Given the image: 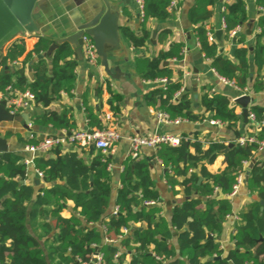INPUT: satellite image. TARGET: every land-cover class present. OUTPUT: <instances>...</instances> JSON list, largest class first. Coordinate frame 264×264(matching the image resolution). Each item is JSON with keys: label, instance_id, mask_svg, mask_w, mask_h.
<instances>
[{"label": "trees", "instance_id": "trees-1", "mask_svg": "<svg viewBox=\"0 0 264 264\" xmlns=\"http://www.w3.org/2000/svg\"><path fill=\"white\" fill-rule=\"evenodd\" d=\"M144 17L142 33L137 34L130 28L123 32L137 47L146 45L150 31L147 23L152 20H166L172 12L169 0H143ZM217 0H196L189 11L195 36L200 50L211 61L212 68L221 78L234 82L240 90H246L252 81L253 90H264V76L251 78L252 64L264 69V15L260 16V32L257 34L254 53L251 56L249 47H237L233 56H226L224 48L209 38L205 22L211 15L209 4ZM264 7V0H257ZM223 17L226 23L224 39L236 44L243 43L245 36H233L232 32L246 19L243 0H226ZM171 30L161 29L158 42L164 43ZM52 40L46 37L36 39L34 48L23 61L20 58L26 51L23 40L10 44L4 58L17 66L14 72L0 71V91L14 95V90L31 91L37 105L49 106L61 96V91L70 92L74 86L78 61L73 57L74 50L69 43L62 44L52 58L53 70L49 74L47 61L43 53L49 48ZM183 42L161 49L154 57H137L138 70L142 78L157 80L167 78L166 85L152 90L148 99L160 111L169 113L173 119L202 121L212 113L216 121L237 128L240 116L231 104V97L221 93L213 96L206 92L201 98L203 112L193 109L191 92L186 90L178 96L183 84L175 79V69L171 64L173 58L183 56ZM43 52V53H42ZM38 59L31 64L34 80L29 82L23 64L30 62L33 55ZM23 63L22 66L15 64ZM168 64H165V62ZM12 89V90H11ZM121 96L111 92V105L114 114L119 111L115 102ZM251 111L257 120L263 122L253 142L241 144L238 134L234 146L227 153V167L217 173L208 170L205 162H213L216 152L227 147L224 143H211L208 149L195 142L192 146L196 152L191 153V143L183 139L178 146L163 144L159 147L157 157L163 164L171 167L173 175L169 182L174 185L183 177L187 199L174 208L172 220L160 215L162 208L158 205L160 193L150 173L151 159H127L121 173L122 186L115 196L118 211L105 214L114 197L112 189V172L109 168L110 157L96 156L91 163H86L76 152L62 154L60 146L52 149L56 155L36 156V168L42 171L43 179L48 184L42 189L30 210L34 189L22 183L28 176V165L20 162L19 155L0 153V264H85L90 263L98 248L103 255L101 264H264V212L261 202L264 201V159L258 155L264 143V107L252 106ZM38 126H55L71 129L72 123L65 113L52 111L35 116ZM103 127V123L97 128ZM24 140L27 144H37L39 137ZM186 156V158H185ZM254 160L249 173L247 186L257 199L240 212V221L235 225V244L227 253L220 247L215 235H221L224 223L233 211L232 193L245 164ZM202 181L199 182V179ZM73 200L74 213L65 217L62 212ZM155 204H151V203ZM157 203V204H156ZM44 220L45 231L34 236L28 228V220ZM103 223V229L96 224ZM146 227L136 228L135 223ZM178 230L179 249L173 247V231ZM47 237L42 245L41 240ZM105 238L111 241H105ZM130 255L129 261L127 256ZM212 257H217L212 259Z\"/></svg>", "mask_w": 264, "mask_h": 264}, {"label": "crops", "instance_id": "crops-1", "mask_svg": "<svg viewBox=\"0 0 264 264\" xmlns=\"http://www.w3.org/2000/svg\"><path fill=\"white\" fill-rule=\"evenodd\" d=\"M110 1L113 6L121 12L120 45L117 48H108L111 67L116 68L114 77L102 66L101 59L98 65H92L88 62L86 56L84 59L78 60L73 54V57L78 61V65L75 69L76 78L72 90L70 92L65 90L61 91V96L54 100L49 106L44 107L42 105H37L34 101L31 107L22 109L19 112L30 114V120L32 121L35 116L52 111H56L60 114L65 113L72 123V128L59 129L52 125L43 127L35 124L32 129H27L25 127V121H4L0 123V137H4L7 140L9 145L8 152L19 155L21 158L20 162H23V159L31 158L32 154L25 151L27 143L22 139L30 137L29 135L32 132H36L40 139L44 135L62 136L69 135L73 131L96 128L100 125V122L102 124L105 113L113 112L109 103L111 92L118 94L121 96V101L115 102V104L119 106V111L117 114H114V112L113 114L116 127L123 135V139L117 144L116 149L108 156L111 159L109 168L112 172V189L114 190V197L105 216L109 212L115 211L117 208V206H115V196L118 189L122 186L121 173L124 169L125 161L127 159L137 161L138 159L148 158L151 159L149 161L151 176L160 193V200L158 202V205L162 208L160 215L164 216L168 221H171L176 205L182 204L187 199L182 185L184 178H179L178 183L174 185L169 182V175H173L174 173L171 167L163 164L161 159L157 157L159 148L145 146L141 150L140 157L138 159H132L130 156V142L128 137L134 134L142 136L172 134L189 140L191 143L190 152L195 153L196 150L192 146L195 142L201 143L205 149H208L211 143H224L228 146V144L236 141L238 134H241V138L249 133L257 132L259 128L256 126L254 127L251 121L247 124L244 123L242 116L243 107L239 104H233L234 99L238 95L243 94L240 93L234 85L221 79V76L212 68L211 61L206 58L200 50L193 24L189 19V11L196 0H181L178 8L172 12V15L166 20H150L147 23L150 37L143 47L135 46L123 32V28L128 27L137 34L142 33L143 18L140 15L138 0ZM225 1L226 0L221 2L217 0L216 3L209 4L208 9L211 11V15L205 22V27L209 30V33L214 35V40L224 48L223 52L226 56L232 57L236 48L240 46L249 47L252 56L256 37L260 32L259 19L260 16L264 15V7L259 5L257 0H243L245 2L246 19L236 28L237 32L234 36H245V41L236 44L234 43V38L229 42L224 39L225 28H223V11ZM102 6L103 0H43L37 8L41 37L51 39L52 42L55 39L64 37L74 26L93 17ZM159 26L161 27L158 30ZM164 28L170 29L171 34L165 42L161 44L158 42V35L160 30ZM219 30H222V34L218 38L217 33ZM155 31L158 32L157 36L154 38L153 33ZM37 36L36 34L25 35L15 40H23L26 46V51L20 58L21 61H23L26 55L34 48ZM177 42H183L185 44L183 56L177 60L172 59L171 64L175 69V79H179V71H183L181 81L185 91L188 90L191 92L194 103L193 109L196 112H203L201 98L206 92L210 93L211 96H213L214 93L228 95L231 97V104L235 107L236 113L240 116L237 128H230L223 122L211 123L210 120H214L212 118V113H208L206 119L196 122L182 120L179 123H164L159 120L156 113L159 109L149 102L148 95L152 90L162 84L157 82V80L152 81L142 78L138 70L137 57H154L161 49H167L170 45ZM8 47L5 54L7 53ZM251 47L253 48L252 50ZM54 54L55 52L52 56L45 57L49 74H51L53 70L52 58ZM38 56V54H34L31 61L25 64L21 63V61L15 63H18V66L19 64H23L29 82L34 80L31 64L38 59ZM8 65L14 67L15 70L18 68L9 62ZM2 70H4L3 67L0 71ZM251 70V78H254L258 74L264 76V69L259 71L255 64H252ZM195 78V85L198 88L199 95V105L197 107L195 106L193 92V81ZM19 91L20 90L16 89L14 93ZM246 91L247 95L252 97V102L249 104L250 109L255 105L264 107V90L255 92L251 81ZM60 150L63 155L76 152L86 163H91L96 156L102 155L96 148L93 150L91 147L85 149L70 142L62 144ZM224 150L225 149L216 152V158L213 162H205L208 170L212 173H217L227 167L228 156L224 153ZM46 155H50L51 157L54 155L52 158L56 157L52 150L48 153H39L37 156ZM258 157L264 159V148L261 149ZM252 162L255 161L251 160L245 164L243 183L238 193L233 196L229 194L233 204V211L224 223L223 233L221 235H215V239L220 243V247L225 250V253L234 247L235 225L240 221V212L246 210L249 205L257 199V195L249 191L246 182V176H249L251 171H248V167ZM27 165L28 176L23 183L31 185L34 189L33 199L29 203L31 210L33 202L42 194V189L47 187L48 184L43 179V176L39 175V169L36 168L35 163H29ZM73 206V200H69L68 207L62 212V215L70 217L72 213H74ZM43 224L44 220L40 218L31 219L29 217L28 228L34 236L40 235L45 231ZM96 225L101 229L104 228L102 221L98 222ZM145 227L143 223L139 222L135 223L132 229H126L125 232L126 234H131L134 229H143ZM178 233V230H174L171 240V244L177 249H179ZM46 239L47 237L45 236L42 238V245ZM105 241H108V239L105 238ZM129 259L130 255L127 256L128 261ZM167 262L168 261H166L165 264H167Z\"/></svg>", "mask_w": 264, "mask_h": 264}, {"label": "water", "instance_id": "water-1", "mask_svg": "<svg viewBox=\"0 0 264 264\" xmlns=\"http://www.w3.org/2000/svg\"><path fill=\"white\" fill-rule=\"evenodd\" d=\"M43 0H0V69L3 67L5 72L15 71L14 67L4 65L5 51L7 47L16 39L25 35H38L41 37V28L38 23L37 8ZM223 2L224 0H220ZM121 12L117 10L110 0H103V6L101 9L89 20L79 23L74 26L67 35L64 37L53 40L47 51L43 53L44 57H50L55 50L60 48L62 44L69 43L74 50V55L78 60L85 58L84 53V35H90L96 45L97 53L101 59V64L105 70L114 77L115 67H111L109 60L108 48H117L120 45L121 40ZM161 26L158 27V30ZM157 32L153 33L154 38L157 36ZM222 30L217 33L218 38L221 36ZM236 43V38H234ZM253 48L251 47V50ZM165 64H168L166 61ZM19 66H22L19 64ZM113 72V73H112ZM194 87V100L195 106L199 105L198 88L196 84V78L193 81ZM252 102L250 95H238L233 104H239L243 107L242 116L244 123H249L250 107ZM8 99L4 98L0 101V123L4 121H25V127L32 129L35 126L34 121L30 120V114L28 113H12L7 107ZM234 146V143L228 144L224 153H228L229 149ZM94 145L91 146L93 150ZM9 151V145L4 137H0V153ZM54 157V155L52 156ZM186 158V156H185ZM254 162L250 163L248 171L251 170ZM248 175L246 176V182ZM202 178L199 179V184ZM24 182L23 180L21 181ZM261 212H264V201L261 202ZM99 248L96 254L99 252ZM217 257H212L216 259Z\"/></svg>", "mask_w": 264, "mask_h": 264}, {"label": "built area", "instance_id": "built-area-1", "mask_svg": "<svg viewBox=\"0 0 264 264\" xmlns=\"http://www.w3.org/2000/svg\"><path fill=\"white\" fill-rule=\"evenodd\" d=\"M181 0H169V10L174 12L180 3ZM140 6V15L144 17V1L138 0ZM223 28H226L225 20L223 19ZM237 30L232 32L234 36ZM210 40H214V35L209 33ZM84 53L88 60V62L92 65H98L100 62V57L97 53L96 45L93 38L90 35H84ZM177 60V58H173ZM223 81L234 85L236 88L237 86L234 82L225 80L221 78ZM157 82L161 83L162 85H166L168 82L167 78L157 79ZM240 93L243 95H247L246 90H240L237 88ZM185 91V88L182 87L181 91L177 94L180 95L182 92ZM8 99L7 107L12 113H19L22 109L29 108L33 105L35 101V95L31 91H19L16 92L14 95H9L5 92H0V101L2 99ZM157 116L161 122L164 123H179L183 119H173L169 113L157 110ZM211 123H220V121L210 120ZM249 121H251L254 127H260L263 122L257 120V116L250 110L249 114ZM103 127L101 128H91L86 130L80 131H73L69 135H44L40 138L37 144H27L25 147V151L32 154L31 158L23 159V162L26 164L34 163V158L42 152L48 153L55 147L61 146L65 142H70L74 145H78L81 148H88L94 145L96 149H98L103 157H108L115 149L117 144L123 139V135L117 129L116 123L114 121V114L113 112H107L103 118ZM33 137L31 133L29 135ZM184 137H179L172 134H163V135H152V136H142L138 134H134L128 137L130 142V156L132 159H138L141 155V150L145 146H150L154 148H159L163 144H168L171 146H178ZM256 140L255 136L246 135L238 139L241 144H245L246 142H253ZM264 148V143L262 148ZM39 175L43 176L41 170H38ZM243 183V172H240L238 176V181L233 187L231 196L238 193L241 184ZM153 203V202H152ZM151 203V204H152ZM118 208L115 209L114 212H117ZM108 241H111L108 239ZM103 255L99 251L97 254L95 253L94 258L90 263L85 264H101L102 263Z\"/></svg>", "mask_w": 264, "mask_h": 264}]
</instances>
